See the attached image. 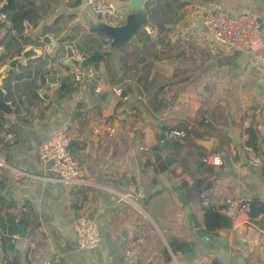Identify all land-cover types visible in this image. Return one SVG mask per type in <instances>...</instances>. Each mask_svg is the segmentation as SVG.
Wrapping results in <instances>:
<instances>
[{"label":"crops","instance_id":"0c3cea01","mask_svg":"<svg viewBox=\"0 0 264 264\" xmlns=\"http://www.w3.org/2000/svg\"><path fill=\"white\" fill-rule=\"evenodd\" d=\"M22 1L37 13L35 29L25 36H48L53 53L42 47L13 73L9 89L3 83L19 109L15 116H0V248L8 238L4 248L14 249L4 251L9 263L16 255L19 264H264V211L255 218L241 215L230 228L212 234L217 241L202 242L189 228L176 194L182 190L189 198L202 227L206 208L198 195L204 187L211 193L208 208H221L226 199L240 196L264 204V78L249 55L215 42L200 23L208 11L229 17L252 13L264 40V0H149L150 43L144 44L141 29L139 47L125 44L118 50L94 30L115 25L93 16L85 0L76 6L77 0ZM111 1L126 14L129 0ZM166 1L174 12L177 3L185 4L180 18L167 25L165 40H157L147 10L156 3L164 12L154 21L168 18ZM58 43L82 60L91 54L90 47L100 45L103 58L95 82L105 88L135 87L137 99L133 92L121 100L108 89L97 96L87 85L76 87ZM145 121L167 166L163 173L155 166L144 168ZM63 126L80 172V182L69 185L50 180L49 164L37 156L42 140ZM249 126L263 138L261 168L248 166L242 152ZM170 130L186 136L161 142ZM211 155L221 164L200 166ZM153 177L161 189L150 183ZM133 186L144 189L136 205L120 199ZM83 213L96 221L101 236L93 251L76 249L74 221ZM175 241L192 248L174 252ZM131 242L135 246L126 256ZM193 251L198 254L190 258Z\"/></svg>","mask_w":264,"mask_h":264},{"label":"built area","instance_id":"2783aa9c","mask_svg":"<svg viewBox=\"0 0 264 264\" xmlns=\"http://www.w3.org/2000/svg\"><path fill=\"white\" fill-rule=\"evenodd\" d=\"M91 14L115 26L123 24L126 14L119 9L111 0H85ZM200 23L211 38L221 44L249 55L250 64L264 78V40L261 36L260 25L257 17L252 13H243L235 17H229L222 12L208 11L201 15ZM146 35L151 36L152 31L147 27L143 28ZM79 62L82 58L75 55ZM73 84L81 88L84 85L91 88L93 94L100 95L106 89L115 97L125 100L122 97L124 84H116L105 88L95 82V75L92 68H77L71 70ZM186 136L184 131L170 130L165 132L161 142L181 140ZM242 152L248 166L261 168L262 157L252 148L245 146ZM37 156L40 161L48 163L50 180L63 185L80 182L79 165L70 153V139L66 126L48 134L40 143L37 149ZM212 166H219L220 159L211 155L203 160ZM144 189L141 186H133L128 193L121 194L120 199L136 205L143 197ZM198 199L203 208H208L211 200V193L205 187L199 192ZM215 211L226 216L231 223L249 212V200L244 197L228 198L221 208H213ZM74 232L76 249L79 251L96 250L101 243V236L96 221L87 213L79 214L74 221ZM134 242L127 244L125 255L130 256L134 248ZM45 264H59L57 261H46Z\"/></svg>","mask_w":264,"mask_h":264},{"label":"water","instance_id":"95a60500","mask_svg":"<svg viewBox=\"0 0 264 264\" xmlns=\"http://www.w3.org/2000/svg\"><path fill=\"white\" fill-rule=\"evenodd\" d=\"M149 0H129L126 8V17L123 24L119 26H110L106 24H100L94 28L95 31L102 33L106 36L110 41V46L113 50H118L125 44H130L136 47H139V41L137 35L144 27L150 25L148 23L145 7L148 4ZM260 23V21L258 20ZM0 23L2 25H8L5 21L0 19ZM19 39H22V36H19ZM40 42L45 46L47 52L51 54L53 52V44L51 43L48 36H42ZM36 53L32 50H27L23 52L19 56L7 57L4 56V52L0 49V116L2 117H12L15 116L19 109L17 107V102L15 97L12 95L11 91H7L3 88V83H10L12 80L13 73L20 72V66L24 60H28L31 57H35ZM66 65L69 68L77 69V68H87L89 66L92 67L94 75L97 76L99 74V63L103 58V55L94 50L90 55L86 56L80 62L74 58L72 51L67 48L66 49ZM56 81H60V77H56ZM41 84L42 86H47L45 79L41 76ZM133 92V99L136 100L138 95L135 87H131L130 85H126L122 92V97H125L126 94H130ZM127 106H130L128 104ZM145 125L143 126L144 132V142L143 148L147 152L148 157L144 160V168L155 166L158 173H163L167 170V166L163 160V157L159 151V147L157 144V140L153 135L151 127L148 122L145 121ZM237 144H240L238 142ZM200 166L203 165V161H199ZM132 171L129 170L124 177L123 186L127 187L130 181ZM151 184H156L158 189H161V186L157 185V179L153 177L150 180ZM177 199L181 206L184 208L186 212V219L189 225V228L193 230L194 235L200 239L202 242L206 241H217L211 233H209L202 225L197 221L194 213L192 212V204L189 198L185 195L182 190H177ZM198 254L197 251L190 252V258L196 256Z\"/></svg>","mask_w":264,"mask_h":264},{"label":"trees","instance_id":"16d2710c","mask_svg":"<svg viewBox=\"0 0 264 264\" xmlns=\"http://www.w3.org/2000/svg\"><path fill=\"white\" fill-rule=\"evenodd\" d=\"M153 2H158V0H152ZM173 2L177 0H171ZM4 2L3 8H2V13L5 14L6 16H10L11 20L13 21L14 24V30L19 32L20 31V22L26 21L27 23L34 24L35 19L37 18V13L34 9V6L29 3V7L27 10L25 8V4L22 0H0V3ZM185 3L178 4L177 3V9L174 11L169 10V2L166 1L164 3V8L168 9L170 16L168 18H162L160 16H157L158 20L154 21V15L156 14H161L164 12V9L160 7L158 4H154L151 10H147V15L149 17V20H153V26H155L156 32L159 35L156 39L157 40H165L166 38V33L169 31L167 25L173 24L178 20L181 16L182 13H179V9L184 6ZM74 6L78 5V0L73 4ZM12 13V14H9ZM142 38L145 41L144 44L150 43L151 38L150 36L146 35L145 32H141ZM89 39V38H88ZM91 53L94 50L101 51L100 45L98 46H92L89 48ZM106 56V54H104ZM141 60L144 58H140ZM140 60V61H141ZM4 88V86H3ZM5 88H8V82H5ZM4 88V89H5ZM9 89V88H8ZM7 89V90H8ZM6 90V89H5ZM247 139L245 141V146H248L252 148L254 151L257 153H261V144L263 142L262 136L259 135L258 131L254 129L253 127L249 126L245 129L244 131ZM183 141V139H181ZM264 211V204H262L258 199H249V212L248 215L250 218H255L258 216L260 213ZM203 224L205 229L211 233V234H217L220 230L228 229L231 227V221L221 213L215 211L213 208H207L204 209V214H203ZM9 232H13L12 229H10ZM9 239L6 238L4 241L1 243V253L0 255V262H3L4 264H19V258L18 256H14L13 260L11 263H9V260L7 259V256L5 254V250L13 251L14 249L11 246H8L7 249L4 248V242H8ZM173 251H179L182 253L189 252L192 248V245L188 242L184 241H175L172 244ZM16 253V251H14Z\"/></svg>","mask_w":264,"mask_h":264},{"label":"flooded vegetation","instance_id":"af4514ba","mask_svg":"<svg viewBox=\"0 0 264 264\" xmlns=\"http://www.w3.org/2000/svg\"><path fill=\"white\" fill-rule=\"evenodd\" d=\"M2 8H3V5L0 6V19L5 21L8 24V25H2L0 23V49L3 50L4 56L6 55L7 57L19 56L23 52L27 51L25 50L27 46L30 47V49L28 50L34 51L37 56V50L40 51V49L44 47L43 44L40 42L42 36L44 35H37L34 38H31L30 35L27 37L25 36V33L27 34L30 31V28L35 29L36 24L35 23L29 24L26 21H22L20 22V31L17 32L13 29L14 24L10 16H6L5 14L2 13ZM24 10H27V8ZM9 14H12V13H9ZM19 36H22L21 40L19 39ZM61 46L62 44L60 43L58 47L62 50L63 47ZM69 49L72 51L71 47H69ZM63 50H64V54H66V49H63ZM35 57H31V58H35ZM41 57H43V54L38 58H41Z\"/></svg>","mask_w":264,"mask_h":264}]
</instances>
